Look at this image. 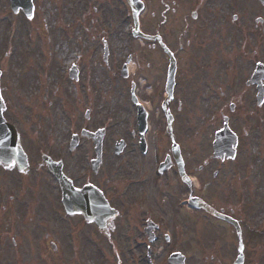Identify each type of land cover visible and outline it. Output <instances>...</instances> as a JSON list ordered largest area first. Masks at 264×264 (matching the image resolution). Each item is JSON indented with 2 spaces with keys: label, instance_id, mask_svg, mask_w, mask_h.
I'll return each instance as SVG.
<instances>
[{
  "label": "flooded vegetation",
  "instance_id": "flooded-vegetation-1",
  "mask_svg": "<svg viewBox=\"0 0 264 264\" xmlns=\"http://www.w3.org/2000/svg\"><path fill=\"white\" fill-rule=\"evenodd\" d=\"M183 1L154 0L151 7V33L159 36L176 58V82L170 105L172 107L176 102L181 108V102L175 100L178 83L183 82L182 88L186 87L185 82L191 83L192 87L198 86L202 96L213 92L214 105L207 107L222 114V119L226 112L230 113L228 124L237 135L235 155L232 159L223 157L207 161L203 150L201 167L195 176L196 181H192L181 177L171 148L160 152L157 165L164 162L162 170L153 171L156 159L148 153L146 156L138 153L135 160H123L118 169L108 170L102 160L93 167L91 158L77 151V144L73 149L77 151L73 158L74 170L71 172V166L63 162V173L75 188L96 186L107 204L117 211L113 218L106 221V231L100 234L105 242L104 252L108 254L112 251L114 255L107 259L108 264H170L168 257L173 253L183 255L185 264H188L189 241L201 243L205 230H201L200 224L207 220L216 224L215 253L204 258L203 263L236 264L239 240L235 227L231 221L211 219L204 211L193 209V197L238 222L243 239H258L264 226L260 217L264 214V77L260 84L251 82L256 64H264V44L257 43V49H254L253 41L248 47L246 43L239 44L230 37L223 40L227 19H217L216 24L220 22V26L212 28L201 20V25H187V14H177ZM202 1L199 0L198 7L202 6ZM122 2L114 0L113 3ZM229 2L237 3L238 0ZM110 5L111 1L107 6ZM117 11H120L119 8ZM201 15V11L190 14L194 21H198ZM233 19L237 20V17ZM254 23L263 31L264 14ZM238 27L241 34L250 29L248 26ZM154 45V50L160 51L157 42ZM188 56L192 57L191 60ZM160 91L158 86L156 97ZM176 129L181 132L176 135L172 132L174 136L184 138V127L177 120ZM250 144L254 146L255 154L249 152ZM179 147L182 166L188 176L193 163L188 161L189 155L184 146ZM135 150L141 152L139 147ZM104 154L103 147L101 157ZM28 162L26 172L0 165L1 264H22V254L29 253V247L33 253H77L79 233L74 226L79 223L90 227V240L98 237V228L94 223L86 222L76 212L66 214L63 211L60 186L48 172L47 163H37L36 155H29ZM100 205L103 206V202ZM68 223L73 245L63 244L58 237ZM203 247L196 246L197 250ZM249 253L243 249L242 264H248ZM253 264H257L256 259Z\"/></svg>",
  "mask_w": 264,
  "mask_h": 264
},
{
  "label": "rangeland",
  "instance_id": "rangeland-1",
  "mask_svg": "<svg viewBox=\"0 0 264 264\" xmlns=\"http://www.w3.org/2000/svg\"><path fill=\"white\" fill-rule=\"evenodd\" d=\"M110 1L112 5L107 6ZM145 1L149 11L154 0ZM113 2L114 0H35L33 17L27 21L20 13L13 14L9 10L8 0H0V69L3 74V97L9 107L7 119L18 122L21 136L28 148L35 150L36 154L40 150L54 156L60 153L58 156L62 155L68 162L71 172L75 164L68 155L65 139L85 125L88 130L100 126L106 128L104 164L108 170H112L124 155L112 156L113 143L123 138L130 140L131 131H136L133 123L134 110L129 103L131 82L135 83L142 101L149 107L150 101L147 100L151 86L162 85L168 63L163 54L150 50L130 35L131 19L127 6L123 8V4ZM229 4L226 0H213V8L223 12L217 15L204 13L201 20L208 17L209 27L212 28L220 26V22L216 24L215 17L227 19L223 40L227 37L235 38L236 42L246 43L248 47L250 41L255 42L254 47L256 43L264 44V30L260 31V26L256 27L254 23V19L262 13L259 12L257 0H238L237 3L230 4L229 11L222 8ZM89 7H96L98 10L91 11L87 17L82 16ZM188 7L193 8L190 5ZM123 12L126 14L125 18L121 17ZM234 14L237 15V20H231L230 17ZM148 20L149 14L145 21H141V25L150 30ZM194 23L202 24L201 21ZM238 26H248L250 29L241 34ZM102 40L106 41L109 51L105 61L101 59ZM4 53L8 55L5 57ZM77 56L78 60L75 59ZM128 57L131 58L134 69L128 70L131 76L125 80L119 75V69ZM188 57L191 60L192 57ZM73 60L79 64V78L76 82L67 74ZM182 84L183 82L178 83L175 92V100L181 102V108L176 102L171 107L175 121L184 127L182 131L186 134L185 141L189 134V140L186 141L189 153L199 155L195 150L198 147L208 155L212 134L220 120L206 108L205 99L208 96H202L198 86L192 87L191 83L185 82L186 87L182 88ZM82 86H85V91H78V87ZM87 110L88 121L84 118ZM125 123L129 125L124 126ZM159 123L162 126L161 114H157L153 108L147 140H153L157 137L156 134L163 133L164 130L158 127ZM159 136L157 142L164 144L165 136ZM88 146L77 151L87 154ZM253 149L254 146L250 144L251 154H255ZM132 156L135 157L134 154ZM123 228L125 229V225ZM200 228L205 230L201 243L195 242L192 245L193 240L189 241L191 264H204V258L215 253L212 242L216 239V227L201 223ZM86 231L88 228L79 232L81 237H84ZM117 231L118 229L115 232ZM96 240H100L105 247L102 238L96 237ZM248 240V252L249 249L261 248V242ZM199 245L204 247L197 250L196 246ZM83 248L84 242H81L75 262L72 263L71 253L42 255L33 253L29 247V253L22 254V264H97L102 255L96 251L82 253Z\"/></svg>",
  "mask_w": 264,
  "mask_h": 264
},
{
  "label": "water",
  "instance_id": "water-1",
  "mask_svg": "<svg viewBox=\"0 0 264 264\" xmlns=\"http://www.w3.org/2000/svg\"><path fill=\"white\" fill-rule=\"evenodd\" d=\"M25 9H26V7H25ZM9 138H10V146L11 145H13L14 147H16L15 148V152H14V155H16V154H18V147H17V140H16V134L14 133V131L11 129V128H9ZM10 158H11V156H10ZM206 211H208V212H210L211 214H214L215 215V212L214 211H212L211 209H209L208 207H206V206H204L203 207Z\"/></svg>",
  "mask_w": 264,
  "mask_h": 264
},
{
  "label": "bare ground",
  "instance_id": "bare-ground-1",
  "mask_svg": "<svg viewBox=\"0 0 264 264\" xmlns=\"http://www.w3.org/2000/svg\"><path fill=\"white\" fill-rule=\"evenodd\" d=\"M127 68L129 69V70H131V69H133V66L131 65H129V66H127Z\"/></svg>",
  "mask_w": 264,
  "mask_h": 264
},
{
  "label": "snow or ice",
  "instance_id": "snow-or-ice-1",
  "mask_svg": "<svg viewBox=\"0 0 264 264\" xmlns=\"http://www.w3.org/2000/svg\"><path fill=\"white\" fill-rule=\"evenodd\" d=\"M0 100H2V97H0ZM13 163H14V161H13Z\"/></svg>",
  "mask_w": 264,
  "mask_h": 264
}]
</instances>
